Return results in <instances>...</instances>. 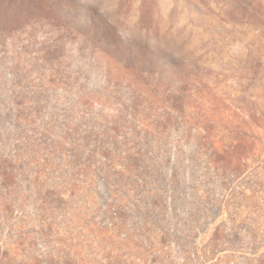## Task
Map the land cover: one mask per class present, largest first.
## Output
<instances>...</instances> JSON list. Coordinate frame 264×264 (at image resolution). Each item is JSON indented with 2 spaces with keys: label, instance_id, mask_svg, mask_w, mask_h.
<instances>
[{
  "label": "rangeland",
  "instance_id": "1",
  "mask_svg": "<svg viewBox=\"0 0 264 264\" xmlns=\"http://www.w3.org/2000/svg\"><path fill=\"white\" fill-rule=\"evenodd\" d=\"M0 264H264V0H0Z\"/></svg>",
  "mask_w": 264,
  "mask_h": 264
}]
</instances>
